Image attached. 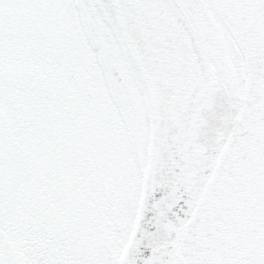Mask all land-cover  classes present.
Returning a JSON list of instances; mask_svg holds the SVG:
<instances>
[{
	"label": "snow or ice",
	"instance_id": "6c2138e0",
	"mask_svg": "<svg viewBox=\"0 0 264 264\" xmlns=\"http://www.w3.org/2000/svg\"><path fill=\"white\" fill-rule=\"evenodd\" d=\"M0 264H264V0H0Z\"/></svg>",
	"mask_w": 264,
	"mask_h": 264
}]
</instances>
